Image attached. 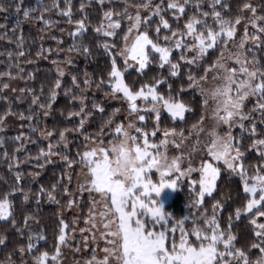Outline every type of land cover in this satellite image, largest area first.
<instances>
[{
	"label": "trees",
	"instance_id": "16d2710c",
	"mask_svg": "<svg viewBox=\"0 0 264 264\" xmlns=\"http://www.w3.org/2000/svg\"><path fill=\"white\" fill-rule=\"evenodd\" d=\"M221 2L225 6L217 4L215 10L221 12L225 19L234 21L240 16L241 21L245 20L251 13L243 9L245 3L256 8L257 16H264V0ZM18 3L20 0H0V5L7 8V11L0 12V118L3 121L0 124V198L8 193L11 202L9 219H0V238L4 239V243L0 244V264H25L26 258L30 262L28 264H33V257L44 252L51 259L57 247L62 252L60 262L68 263L71 259L75 262L79 256L74 249L81 242V236L76 231L86 229L93 198L96 200L95 193L90 194L80 188L86 169L79 163L78 153L82 154L93 144H101V141L109 144L115 126L126 123V114L129 113L126 100L122 95H111L107 83L113 57H116L121 69L124 68V59L117 54L125 46L124 37L129 29L127 16L121 18L115 14H122L127 9L131 15L137 10L136 5L147 3V0H103V3L100 0H23L21 11L17 13L15 9ZM156 4H161V0H151L152 7L149 9L154 11ZM166 4L167 0H164L161 15L168 20L172 30L182 29L193 14L199 16L202 12L211 13L213 10V0H191L185 14L177 19ZM24 9L30 10L27 18L23 15ZM69 9L70 16L62 14ZM109 11L114 13L113 20H120L121 27L116 35L106 37L98 34L96 29L102 23L106 27L105 13ZM150 16L147 31L163 46L166 43L163 37L171 36V31L161 26L158 36L155 29L160 16H153L151 12L142 19ZM204 19L213 24L211 16ZM77 21H84L86 31L83 34H76ZM257 24L264 26V22L257 21ZM145 28L142 23L140 31ZM249 34L259 35L260 40L255 44L247 43L245 55L248 61L254 58L264 70V33L253 28ZM104 43L110 46L108 52L103 47ZM21 52L23 55H19ZM226 52L227 48L223 52L210 49L198 62L188 64L180 58L181 50H173L171 60L179 64L176 76L170 75L168 65L161 68L158 55L152 54L156 58L150 57L151 63L142 72L127 66L125 83L136 91L143 84L163 80L157 91L165 97L169 93L178 96L191 111L186 112L184 121H174L169 114L162 113L158 130L163 132L175 128L182 130L187 138L195 130L193 125L198 127L206 113L203 97L189 87V75L201 82V77L205 79ZM184 54L188 58L194 55L190 52ZM57 82L59 87H56ZM5 84L7 88L3 87ZM81 108L84 109L83 113L72 115L80 113ZM100 108H103V112ZM151 117L140 124V127L146 126L144 130L149 133L157 129L155 116ZM253 125L255 134L252 132ZM245 128L235 131L236 143L241 146L244 163L250 167L251 174L252 169L264 166V159H261L257 147L253 146L256 140L264 139V112L259 110V115ZM62 131L65 141L60 139ZM48 132L52 135L47 136ZM161 139L162 136L158 135L155 141ZM49 145H52L55 155L41 156V149L47 152ZM220 169L214 192L204 198L199 209L189 207L193 196L186 180L178 185L164 210L176 220L189 216L185 222L188 230L193 227V221L203 225L201 214L211 216L213 205L219 202L222 208L217 216L221 230H230L235 236L236 248L245 251L255 261L264 253L252 247L259 243L251 224L252 214L242 212L238 219L236 217V210L243 209L247 203L243 185L240 178L224 166ZM152 175L158 181L156 175ZM192 178L198 180L199 173ZM61 221L68 225L64 229L69 238L66 245L60 244L58 239ZM257 222L264 223V218H257ZM178 235L177 232V239ZM29 244L32 245L31 251L27 250ZM21 249L25 251L21 252ZM86 262L82 261V264ZM49 264L56 262L50 261Z\"/></svg>",
	"mask_w": 264,
	"mask_h": 264
},
{
	"label": "snow or ice",
	"instance_id": "6c2138e0",
	"mask_svg": "<svg viewBox=\"0 0 264 264\" xmlns=\"http://www.w3.org/2000/svg\"><path fill=\"white\" fill-rule=\"evenodd\" d=\"M22 2L23 0H20V3L16 4L17 13L21 11ZM100 2L103 3V0ZM190 2L191 0H167L166 8L173 10V14L179 19L185 14V8ZM163 3L164 0H161V4H156L152 11L153 16H160L159 24L155 29L157 35L161 33V26L171 31V36L163 37L166 42L163 46L147 31L151 16L142 19L139 11L135 15H129L127 9L122 14H115L121 18L127 16L131 22L129 33L133 29L138 30L142 23L146 28L144 31H137L130 42L128 35H125V47L117 54L124 57L123 69L118 65L116 57L112 58L107 81L111 95L121 93L128 103L129 115H135L139 122H144L146 116L151 119L149 114H155L157 129L149 133L144 130L146 126L138 127L136 121L130 122L127 127L117 124L109 146H93L82 154L78 153L79 163L86 169L85 183L80 188L90 194L97 193L100 197L98 201L93 198L89 220L86 223H89L91 229H97L99 238L104 239L108 245L103 248L102 259H97L94 251L91 260L86 264H264V255L259 256L255 261L251 260L245 251L236 248L235 236L231 231L221 230L217 216V212L222 208L219 202L213 205L211 216L201 214L203 225L193 221V227L186 230L185 222L189 220V216L176 220L171 213L164 210L160 200L164 190H177L178 185L183 184L187 179L193 196L189 207L199 209L204 197L211 196L216 187L221 169L215 162L222 161L230 173L240 178L243 192L246 194L247 203L243 209L236 210V217L238 219L242 212L252 214L251 224L254 226V235L259 240V243L253 244L252 247L259 248L260 252L264 253V223L257 222V218H264V166L252 169L250 174V167L244 163L241 146L233 142L234 137L231 132L220 135L216 131L221 125H228L231 128L239 121L248 118L241 109L243 102L249 96L258 97L256 107L264 112V70H261L254 58L248 61L245 55V44L248 41L255 43L260 40L259 35L249 34L247 25L251 24L259 33H264V26L257 24V21L264 22V16H257L256 8L245 3L243 9L250 10L253 15L245 18L244 34L236 41L234 39L236 25L241 24L242 17L237 16L234 21L225 19L221 12L215 10L217 4L221 7L225 6L221 0H213L211 13L202 12L199 16L193 14L182 29L175 30L171 29L168 20L161 15L164 11L161 6ZM135 7L150 8L151 0ZM4 11H7V8L0 5V12ZM62 14L70 16V9ZM23 15L25 18L29 17L30 10L24 9ZM113 15L111 11L105 13L107 26L102 23L96 29L98 34L106 37L116 35L115 30L121 27V23L119 19L113 20ZM209 16L213 24H209L207 19H204ZM76 23L78 25L76 34H83L86 31L84 21ZM230 41L236 51L230 52L228 56H221L214 65L215 74L210 87H206L191 74L189 75V87L199 89L203 103L210 108L214 120L212 130L207 133V139L203 141L199 139V134L204 129L196 125H193V129L197 139L191 146L185 147L184 132L175 128L164 130V138L158 142L150 139L157 135L161 109L165 110L174 121H184L185 113L191 111V108L178 96L169 93L165 97L159 93L157 88L164 82L163 80H157L153 84H143L139 90H132L124 79L129 59L135 61L139 65L137 71L142 72L151 63V59L156 58L152 54H157L159 66L163 68L168 65L170 75L176 76L179 64L171 60L173 50H181L180 58L188 64H193L202 59L210 49L223 52ZM103 47L106 52L109 51L110 46L107 43H104ZM84 51L87 52L88 49L85 48ZM186 52L195 55L188 58L184 54ZM19 55H23V52ZM231 59H235L236 64L239 65L238 69L228 65L227 62ZM60 74L63 75L62 72ZM203 79L204 77H201V80ZM59 86L57 82L56 87ZM3 87L7 88L8 85L5 84ZM138 100L143 101V104L138 106ZM33 102L36 103L35 100ZM99 110L103 112V108ZM83 112L84 109L81 108L80 113L72 115H80ZM2 122L0 118V124ZM108 123L110 124L111 121L109 120ZM83 124L82 119L81 127ZM133 129L136 135L131 134ZM252 132L255 134L254 125ZM46 135L51 136L52 133L48 132ZM60 139L65 141L64 131L60 133ZM100 143L103 144V141ZM169 145L178 149L180 154L169 156L167 154ZM253 146L257 147L261 159H264V139L256 140ZM65 147H67L66 142ZM194 153H203L198 166H193ZM40 155L44 157L55 155L52 145H49L47 152L41 149ZM64 159L67 160V157L65 156ZM185 163L187 167H182ZM153 171L159 175L156 182L152 178ZM194 172L199 173L198 180L192 178ZM19 179L18 175L17 180ZM9 195L6 193L0 198V219H7L11 215ZM49 195L51 197L50 193ZM69 203L71 204V201ZM61 224L58 239L60 244L66 245L64 229L68 225L63 221ZM3 243L4 239L0 238V244ZM31 248L32 245L29 244L27 250L31 251ZM20 251L24 252L25 249ZM60 251L57 247L56 254L51 256L53 262L58 260ZM48 258L47 252L34 256V264H45Z\"/></svg>",
	"mask_w": 264,
	"mask_h": 264
},
{
	"label": "rangeland",
	"instance_id": "374dc122",
	"mask_svg": "<svg viewBox=\"0 0 264 264\" xmlns=\"http://www.w3.org/2000/svg\"><path fill=\"white\" fill-rule=\"evenodd\" d=\"M137 11H139V14H140L141 18H143V16L145 14H148V13H151L152 12V10L149 9V8H147V9L146 8H141V9L134 10V12L131 15H135L137 13ZM252 15L253 14L250 13L248 17H251ZM128 22H129V26H130V23L131 22L129 20H128ZM245 22H246V19L243 20V21H241V24L236 25V36L234 37V39L236 41H238L240 39V37L243 36V34H244ZM106 26H107V24H106ZM247 27H248V32H250V30L253 29V27H252L251 24H248ZM117 30L118 29H116L115 31H117ZM137 31H140V28L138 30L137 29H133V31L131 33L128 32L129 42L137 34ZM125 43H126V41H125ZM247 43L255 44L257 42L253 43L252 41H248ZM246 44H245V46H246ZM235 51H236V49L233 47L232 42L230 41L228 43V45H227V52L224 54V56H228L230 54V52H235ZM194 55H195V53H194ZM123 59H124V57H123ZM227 63H228V65L230 67H235L237 69L239 68V65L236 64L235 59L228 60ZM128 67L130 69L137 70L138 67H139V65L135 61H132L131 59H129V61H128ZM214 74H215V70L213 68V69H211L209 71V73L207 74L206 78L204 80H202L200 83L204 84L206 87H210L211 86V83H212V78H213V75ZM194 90L200 95L199 89H194ZM117 94L118 95H122L121 93H117ZM255 103H258V97L257 96H249L248 98H246L245 101L243 102L241 111L244 114H246L248 118L245 119V120H243V121H239L238 123H236L231 128H229L228 125H221L220 127L216 128L217 133L220 134V135H224V134H226V133H228L230 131L231 132V135L234 137V141L233 142L236 143L235 131L237 129L246 130L247 129V128H245L246 124L249 123V122H251V121H253L257 117V115H259V110L257 109ZM137 104L139 106V105L143 104V101L138 100L137 101ZM127 105H128V103H127ZM162 113H167V112L165 110L161 109V114ZM141 114H144V113H141ZM149 115H154L155 116V114H149ZM185 115H186V113H185ZM147 118L148 117L146 116V120L144 122H139L137 120V118H136L135 115L130 116L129 113H127L126 114V123H124L122 125H124L125 127H127V125L130 122L136 121L137 126L140 127V124L146 123ZM241 124L243 126H241ZM213 125H214V120L212 118V114H211L210 108L206 107L205 116H204L201 124L198 126V127H202L204 129V131L203 132H200V134H199V139L201 141L207 139V133L212 130ZM131 134L136 135L134 129L131 130ZM158 135H161L162 136V139L164 138L163 137V132L160 131V130H157L156 137ZM156 137H150V139H152L153 141H155V138ZM196 139H197V137H196V133H195V130H194L193 133L191 134V136L186 138V140H185V147L191 146V145L195 144L196 143ZM155 142H158V141H155ZM93 146H109V144H93L92 147ZM167 154L169 156H173V155H179L180 152L174 146L169 145V149H168V153ZM201 155H203V153H194L193 154V166H198L199 165ZM208 159H210V157ZM215 163H217V166H219V167L224 166L222 161L221 162H215ZM182 167H187V164L185 163L184 165H182ZM224 167L226 168V166H224ZM227 171H229V170L227 169ZM152 174H155L156 175V178L159 179L158 173H156L155 171H153ZM195 174H197V173L194 172L192 174V176L195 175ZM152 178H153V181L156 182L154 180L155 178L153 177V175H152ZM80 182H81L80 183V186L82 184H84L85 183V177H82V179H81ZM216 183H217V181H216ZM175 193H176V190H171V189L164 190V192L161 194V197H160V200H161V202L163 204V208L171 202V200L174 197ZM95 194H96V200L98 201L100 199L99 194H97V193H95ZM9 211H10V209H9ZM9 217H10V215L8 216L7 219H1V220H8ZM76 234H78V235L81 236V242H80V244H78V247L74 249L75 252H77V254L79 256V259L76 260L75 262H73V260L71 259V262L64 263V264H82V261L83 262L89 261V260H91L94 251H95V254L97 256V259H102L103 258V256H104L103 248L106 247V246H108V245L106 244V241L104 239H100L99 238V231L97 229H91L89 223H87L86 229L84 231L77 230L76 231ZM94 236L97 237V238L96 239H93ZM68 239L69 238H67V236H66V244H68V242H67ZM90 252H92L91 255L88 254ZM61 255H62V252L60 251V255L58 257V260L56 261V264H63V262H60L59 261V260H61L60 259V256ZM86 255H89V256L85 257ZM50 261H52V260L50 258H48V260L45 262V264H49ZM24 263L25 264H28L30 262L26 258V259H24Z\"/></svg>",
	"mask_w": 264,
	"mask_h": 264
}]
</instances>
